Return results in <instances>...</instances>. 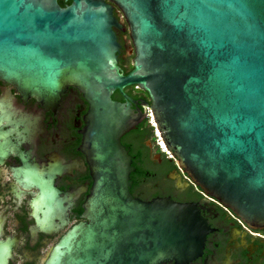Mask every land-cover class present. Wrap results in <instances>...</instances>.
<instances>
[{"label":"water","instance_id":"water-1","mask_svg":"<svg viewBox=\"0 0 264 264\" xmlns=\"http://www.w3.org/2000/svg\"><path fill=\"white\" fill-rule=\"evenodd\" d=\"M0 0V164L31 204V243L84 218L45 264H188L210 232L203 199L151 202L129 192L134 172L121 138L148 116L176 165L205 196L264 230V0ZM124 17L134 57L118 66L113 15ZM76 88L87 103L82 145L93 179L85 209L70 211L87 186L58 191L54 180L81 163L55 152L47 164L19 146L41 135L62 94ZM145 92L133 100L125 89ZM118 92L123 102L112 99ZM139 101V102H138ZM138 108H136V106ZM135 106L136 109L132 108ZM142 110H141V109ZM18 235L0 239L7 264Z\"/></svg>","mask_w":264,"mask_h":264},{"label":"flooded vegetation","instance_id":"flooded-vegetation-1","mask_svg":"<svg viewBox=\"0 0 264 264\" xmlns=\"http://www.w3.org/2000/svg\"><path fill=\"white\" fill-rule=\"evenodd\" d=\"M113 15L122 27L114 29L120 45L118 66L123 74H127L132 70V43L123 15L116 8ZM5 87L6 83L0 81V95ZM125 93L135 101L141 99L149 102L147 94L135 87L126 88ZM135 106L132 108H138ZM86 112L87 103L83 95L76 88H67L57 103L46 130L19 146L24 157L39 164L49 163L55 152L81 158L80 164L54 180V187L61 192H69L87 183L70 211V218L78 217L85 209L93 183L82 145ZM147 116L149 117V112ZM148 117L135 130L121 138V144L128 150L131 165L135 169L130 175L131 196L143 202L170 197L174 202L196 204L205 199L213 206L216 216L211 214L206 217L209 216L206 210L204 215L202 209L199 211L207 226L218 231L207 235L200 255L188 264H264V230L248 226L230 209L216 199L205 196L203 191L195 187L177 168L176 160L157 148L156 139L146 126ZM9 167H20V161L9 157L0 164V239L18 235L7 264H45L60 239L73 226L87 221L82 217L77 218L54 235L39 234L32 244L29 234V227L33 224L30 209L38 189L22 188L14 180Z\"/></svg>","mask_w":264,"mask_h":264},{"label":"built area","instance_id":"built-area-1","mask_svg":"<svg viewBox=\"0 0 264 264\" xmlns=\"http://www.w3.org/2000/svg\"><path fill=\"white\" fill-rule=\"evenodd\" d=\"M149 122L150 124L154 127V137L156 139V146L157 148L161 151V153L167 155L169 158H171L172 156L170 155V153L166 150V147L163 143V141L161 140L160 138V135L158 134L156 128H155V125H154V122H153V119L151 118L150 114H149Z\"/></svg>","mask_w":264,"mask_h":264},{"label":"trees","instance_id":"trees-1","mask_svg":"<svg viewBox=\"0 0 264 264\" xmlns=\"http://www.w3.org/2000/svg\"><path fill=\"white\" fill-rule=\"evenodd\" d=\"M58 4L61 7H64V6L68 5V4H70V1L65 2L64 0H58ZM112 99L116 100V101H119V102H123V98L121 97V95L118 92H115L112 95ZM146 126L150 130V133L154 135V127L150 124L149 120L147 121Z\"/></svg>","mask_w":264,"mask_h":264},{"label":"bare ground","instance_id":"bare-ground-1","mask_svg":"<svg viewBox=\"0 0 264 264\" xmlns=\"http://www.w3.org/2000/svg\"><path fill=\"white\" fill-rule=\"evenodd\" d=\"M158 132V131H157ZM158 134H159V132H158Z\"/></svg>","mask_w":264,"mask_h":264}]
</instances>
